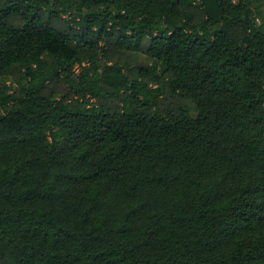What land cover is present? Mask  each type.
<instances>
[{"label": "trees", "instance_id": "trees-1", "mask_svg": "<svg viewBox=\"0 0 264 264\" xmlns=\"http://www.w3.org/2000/svg\"><path fill=\"white\" fill-rule=\"evenodd\" d=\"M263 4L0 0V264H264Z\"/></svg>", "mask_w": 264, "mask_h": 264}, {"label": "rangeland", "instance_id": "rangeland-1", "mask_svg": "<svg viewBox=\"0 0 264 264\" xmlns=\"http://www.w3.org/2000/svg\"><path fill=\"white\" fill-rule=\"evenodd\" d=\"M262 9H263V12H264V4L262 5ZM136 61H137V62H144V56H142V55H137V56H136ZM74 68H77V66H75Z\"/></svg>", "mask_w": 264, "mask_h": 264}]
</instances>
